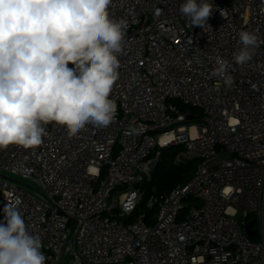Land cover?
<instances>
[{"label":"built area","instance_id":"built-area-1","mask_svg":"<svg viewBox=\"0 0 264 264\" xmlns=\"http://www.w3.org/2000/svg\"><path fill=\"white\" fill-rule=\"evenodd\" d=\"M183 2L112 0L127 29L108 127L73 136L51 122L41 145L0 149V222L18 201L45 264H264V0H209L216 10L201 28ZM242 30L258 46L237 65ZM218 56L231 64L230 86L211 74ZM178 144L200 158L192 178L149 196L153 223L145 211L124 221L159 149Z\"/></svg>","mask_w":264,"mask_h":264},{"label":"clouds","instance_id":"clouds-1","mask_svg":"<svg viewBox=\"0 0 264 264\" xmlns=\"http://www.w3.org/2000/svg\"><path fill=\"white\" fill-rule=\"evenodd\" d=\"M111 3L0 0V149L41 145L42 124L55 122L74 136L89 123L108 127L114 122L117 105L109 96L119 77L127 22L110 15ZM215 10L209 0H184L180 6L200 28ZM239 39L242 47L233 61L245 65L258 36L242 30ZM215 63L212 76L230 86V62L218 56ZM18 203L3 208L0 264H45L42 243L27 231Z\"/></svg>","mask_w":264,"mask_h":264},{"label":"trees","instance_id":"trees-1","mask_svg":"<svg viewBox=\"0 0 264 264\" xmlns=\"http://www.w3.org/2000/svg\"><path fill=\"white\" fill-rule=\"evenodd\" d=\"M180 109L185 110L186 107L179 102H175ZM192 113L197 116L201 115L198 109L192 108ZM185 149L184 145H172L161 148L156 165L149 179L144 180L140 185L142 192V200L135 211L124 221H132L141 211L147 212V223H153V214L155 210L146 209V201L153 193H165L177 185L186 183L195 173L197 164L200 161L198 157H192L182 161H175L178 153ZM252 240L256 237L252 236Z\"/></svg>","mask_w":264,"mask_h":264},{"label":"rangeland","instance_id":"rangeland-1","mask_svg":"<svg viewBox=\"0 0 264 264\" xmlns=\"http://www.w3.org/2000/svg\"><path fill=\"white\" fill-rule=\"evenodd\" d=\"M195 109H198V108H195ZM198 110L200 111V109H198ZM157 135H158V133L156 134V136ZM157 149H159V148H157ZM159 150H161V148ZM192 157H194V156L189 154V152H187L186 149H183L180 153L177 154V156L175 158V161H182V160H185V159H190ZM10 177L15 179L18 182H21V183H28L27 181L21 179L20 177L12 176V175H10ZM28 184H30V183H28Z\"/></svg>","mask_w":264,"mask_h":264},{"label":"water","instance_id":"water-1","mask_svg":"<svg viewBox=\"0 0 264 264\" xmlns=\"http://www.w3.org/2000/svg\"><path fill=\"white\" fill-rule=\"evenodd\" d=\"M194 116H189L190 119H193ZM254 224V220H251L250 222H248L245 227H244V231L247 233L248 236L252 237L253 235H255L256 231L254 229H252V226Z\"/></svg>","mask_w":264,"mask_h":264}]
</instances>
